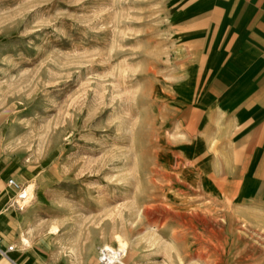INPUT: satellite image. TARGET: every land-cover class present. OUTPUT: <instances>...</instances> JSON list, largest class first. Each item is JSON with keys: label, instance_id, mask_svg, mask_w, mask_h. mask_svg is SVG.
I'll list each match as a JSON object with an SVG mask.
<instances>
[{"label": "rangeland", "instance_id": "374dc122", "mask_svg": "<svg viewBox=\"0 0 264 264\" xmlns=\"http://www.w3.org/2000/svg\"><path fill=\"white\" fill-rule=\"evenodd\" d=\"M196 2L0 0L13 254L33 261L39 238L54 264H97L120 235L124 264H264L255 182L239 159H191L200 136L213 150L226 134L200 130L221 119L190 98L210 40Z\"/></svg>", "mask_w": 264, "mask_h": 264}, {"label": "crops", "instance_id": "0c3cea01", "mask_svg": "<svg viewBox=\"0 0 264 264\" xmlns=\"http://www.w3.org/2000/svg\"><path fill=\"white\" fill-rule=\"evenodd\" d=\"M196 4V15L208 20L210 40L202 50L206 52L202 61L205 74L199 76V86L190 89V98L197 100L193 108L201 115L221 119L216 124H202L200 130L213 128L226 134L213 150L212 142L200 136L191 159H223L228 163L239 159L242 175L255 182L256 203L264 204V0H197ZM13 174L7 156L0 152L3 247L18 243L24 221L22 208L16 210L11 205L14 190L7 181ZM23 237L21 245L28 246L30 241ZM32 242L36 254L33 261H28L22 251L13 254L15 249L7 257L0 254V264H54L55 253L45 241L32 238Z\"/></svg>", "mask_w": 264, "mask_h": 264}, {"label": "bare ground", "instance_id": "6f19581e", "mask_svg": "<svg viewBox=\"0 0 264 264\" xmlns=\"http://www.w3.org/2000/svg\"><path fill=\"white\" fill-rule=\"evenodd\" d=\"M180 159H178V161H179ZM182 161V160H181ZM183 162V161H182ZM185 162H183V164H184ZM186 164V163H185ZM177 165V164H176ZM180 165V164H179ZM172 166V165H171ZM189 166V165H188ZM187 166V167H188ZM179 171V170H178ZM192 172V171H191ZM227 173V172H226ZM196 175V174H195ZM188 176V175H187ZM192 176V175H191ZM198 177V176H197ZM199 178V177H198ZM215 177L214 176H211V180H215L214 179ZM226 179H227V177H225ZM224 178V179H225ZM195 179H197V178H195ZM216 181V180H215ZM216 183H217V185H219V187H221V189L224 191V189H225V185L227 184V183H225L224 181H223V183H222V181H216ZM193 184V183H192ZM187 186V185H186ZM215 187V186H214ZM205 188V187H204ZM28 190H31V186H29L28 187ZM174 210V209H173ZM162 212V211H161ZM146 213V212H145ZM153 214V213H152ZM156 214V213H155ZM164 214V213H163ZM149 215V214H148ZM151 216V215H150ZM157 217V216H156ZM165 217V216H164ZM163 218V217H162ZM158 220V219H157ZM116 240H117V242H118V244H119V247H120V250H116L115 248H113V247H109L108 246V248H105V249H107L108 251H111L110 253L108 252V255H107V258H108V260H107V263L106 264H110V262H114L116 259H117V257L118 256H125V254H126V249H127V243H126V241L120 236V235H116ZM23 239H24V241H26V242H28V240L25 238V237H23ZM104 249V248H103ZM102 249V250H103ZM14 250H15V246L13 245V249L11 250L12 252H14ZM11 252V253H12ZM100 256H101V254H100ZM123 260V259H122ZM108 261H109V263H108Z\"/></svg>", "mask_w": 264, "mask_h": 264}, {"label": "built area", "instance_id": "2783aa9c", "mask_svg": "<svg viewBox=\"0 0 264 264\" xmlns=\"http://www.w3.org/2000/svg\"><path fill=\"white\" fill-rule=\"evenodd\" d=\"M8 185L10 187H12L13 189L15 190H18L20 191L22 189V185L20 183H18L15 179L13 178H9L8 181H7ZM24 194H20V197L24 198L23 197ZM19 208L21 209V207L19 206ZM13 249V245H6L5 247L2 246V238L0 236V254L3 256V257H7V253L9 251H11ZM108 252L110 253L111 251H108L107 249H103L100 251V258H99V262L97 264H106L107 263V255H108ZM107 259V260H106ZM123 259V255L120 257L118 256L117 259L114 261V262H110V264H124V262L122 261ZM109 263V261H108Z\"/></svg>", "mask_w": 264, "mask_h": 264}]
</instances>
